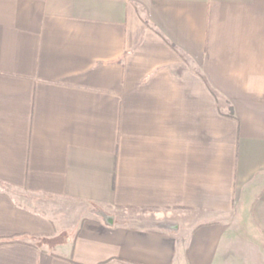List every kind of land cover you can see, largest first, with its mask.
Listing matches in <instances>:
<instances>
[{"label":"crops","instance_id":"crops-1","mask_svg":"<svg viewBox=\"0 0 264 264\" xmlns=\"http://www.w3.org/2000/svg\"><path fill=\"white\" fill-rule=\"evenodd\" d=\"M249 251L264 264V0H0V264Z\"/></svg>","mask_w":264,"mask_h":264},{"label":"rangeland","instance_id":"rangeland-1","mask_svg":"<svg viewBox=\"0 0 264 264\" xmlns=\"http://www.w3.org/2000/svg\"><path fill=\"white\" fill-rule=\"evenodd\" d=\"M226 108H227V106H226ZM62 206H63V204H62ZM96 211H98V210H96ZM238 211H236V210H233L232 211V213H230L229 215H228V218L227 219H229L228 221L229 222H231V224H232V228L235 230V231H237L240 235H245L246 233H245V228L243 227L242 228V223H241V221H243V217H242V215L240 214V213H237ZM154 213L152 212L151 213V215L150 216H154L153 215ZM178 215V214H177ZM176 215V216H177ZM66 215H63V218H61V219H58V221L60 222V221H63V222H65V219H66V217H65ZM74 217L75 216H73L72 217V219L74 220ZM176 219H177V217H176ZM209 219V217H204L203 216V218L201 217V218H199L198 220H199V222L200 221H206V220H208ZM246 220V219H245ZM244 222V221H243ZM172 225H175V224H172ZM188 225H190V227H191V225L192 224H188ZM245 230V231H244ZM256 240H258L257 238H255ZM257 246V244H255V247ZM250 255H246V256H243L242 257V260L241 261H244L246 264H249V263H251L252 261H255V262H257V261H259V255H258V253L257 252H255V253H253V252H248ZM247 254V253H246ZM262 256V255H261ZM241 264H243V263H241Z\"/></svg>","mask_w":264,"mask_h":264},{"label":"water","instance_id":"water-1","mask_svg":"<svg viewBox=\"0 0 264 264\" xmlns=\"http://www.w3.org/2000/svg\"><path fill=\"white\" fill-rule=\"evenodd\" d=\"M95 214L100 217L104 224L108 225V226H111L112 223H113V218L112 216L106 214L105 212H102V211H96ZM163 228H166L168 230H176L177 229V225H162Z\"/></svg>","mask_w":264,"mask_h":264},{"label":"trees","instance_id":"trees-1","mask_svg":"<svg viewBox=\"0 0 264 264\" xmlns=\"http://www.w3.org/2000/svg\"><path fill=\"white\" fill-rule=\"evenodd\" d=\"M229 115H232V113H231V110H230V113H229Z\"/></svg>","mask_w":264,"mask_h":264}]
</instances>
